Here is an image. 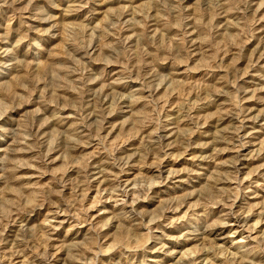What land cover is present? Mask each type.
Segmentation results:
<instances>
[{"label": "rangeland", "instance_id": "rangeland-1", "mask_svg": "<svg viewBox=\"0 0 264 264\" xmlns=\"http://www.w3.org/2000/svg\"><path fill=\"white\" fill-rule=\"evenodd\" d=\"M0 264H264V0H0Z\"/></svg>", "mask_w": 264, "mask_h": 264}]
</instances>
